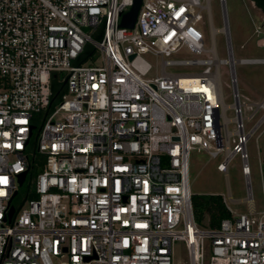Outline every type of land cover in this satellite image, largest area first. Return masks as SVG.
Masks as SVG:
<instances>
[{
    "label": "built area",
    "instance_id": "2783aa9c",
    "mask_svg": "<svg viewBox=\"0 0 264 264\" xmlns=\"http://www.w3.org/2000/svg\"><path fill=\"white\" fill-rule=\"evenodd\" d=\"M219 1L225 58L209 0H142L132 27L120 25L132 0H0V264H176L177 243L180 264H264V186L258 209L246 149L264 122V96L248 102V117L262 114L246 131L234 67L264 55L234 57ZM248 4L256 7L245 1L251 39L264 48V13L254 19ZM204 9L207 48L196 25ZM183 47L197 56H172ZM147 52L158 58L154 71ZM225 63L231 103L222 95ZM52 76L63 82L53 103ZM192 149L223 151L224 173L240 155L248 195L229 201L245 200L247 211L223 198L230 214L219 226L196 222ZM33 155L44 158L29 180L35 195L8 220L17 173Z\"/></svg>",
    "mask_w": 264,
    "mask_h": 264
},
{
    "label": "rangeland",
    "instance_id": "374dc122",
    "mask_svg": "<svg viewBox=\"0 0 264 264\" xmlns=\"http://www.w3.org/2000/svg\"><path fill=\"white\" fill-rule=\"evenodd\" d=\"M204 1V0H203ZM246 0H226V10L229 23V30L232 42V51L235 58L264 55V48L256 46L251 39V20ZM247 3V2H246ZM212 25L218 30L214 32V40L217 54L220 58L228 56L225 34L220 28L224 24V19L219 0H209ZM249 5V4H248ZM250 11L254 14V19L262 14L257 8ZM202 17L197 22V26L204 35V47L211 45V27L209 25L208 14L204 9L201 11ZM144 56L152 63L153 70L157 65L158 58L150 53ZM174 57H194L186 47L180 49ZM235 73L237 77L240 101L242 102V115L244 117L245 130L248 131L257 121L262 111L259 110L252 117H248L252 112L248 102L258 100L264 96V63H235ZM186 69L188 67H185ZM182 68V69H185ZM174 69L172 67L169 70ZM199 69V68H194ZM222 95L225 103L233 101L229 66L219 65ZM226 115L232 117L233 109L228 107ZM228 128H234L233 121L228 123ZM248 153V165L250 169L249 182L255 204L259 209L262 205V186H264V122L248 138L246 143ZM223 151L216 157L210 156L204 150L192 149L189 154V185L193 193H216L220 194L229 202L232 208L239 211H247L246 201L230 202L229 194L234 198L243 199L248 195L247 178L242 172V160L238 153L234 154L228 161V172L224 173L217 169V163L223 159ZM27 180L18 185L19 193L14 196L13 201H19L23 195V186ZM175 263L180 264L186 258L182 245L177 243L175 251Z\"/></svg>",
    "mask_w": 264,
    "mask_h": 264
},
{
    "label": "trees",
    "instance_id": "16d2710c",
    "mask_svg": "<svg viewBox=\"0 0 264 264\" xmlns=\"http://www.w3.org/2000/svg\"><path fill=\"white\" fill-rule=\"evenodd\" d=\"M254 2L255 7L260 10L262 13H264V0H251ZM89 54V51L86 50L80 60L84 59ZM51 88H52V94H51V103L58 100V98L61 95V92L63 91V82H59L56 77L52 76L51 79ZM35 129L32 131V141L34 143L36 131L39 128V125L41 121L36 120ZM33 145V144H32ZM35 151V148L33 149ZM44 162V158L42 157L39 159V157L31 156V160L29 162V168L26 173V184L23 186V195L19 201H13L14 197L12 199V202L16 208V210L19 208L20 204L25 201V199L32 197L35 195L34 191L30 189L29 186V180L31 177H33L41 168ZM19 193V189L17 194ZM16 194V195H17ZM192 199V206H193V214L196 222L202 226L206 227H217L219 226L220 220L223 217L229 216V210L227 209L223 197L220 194L216 193H193L191 196Z\"/></svg>",
    "mask_w": 264,
    "mask_h": 264
},
{
    "label": "water",
    "instance_id": "95a60500",
    "mask_svg": "<svg viewBox=\"0 0 264 264\" xmlns=\"http://www.w3.org/2000/svg\"><path fill=\"white\" fill-rule=\"evenodd\" d=\"M141 1L142 0H132L131 6L126 11H124L121 15L120 25L128 26V27H132L134 25V22L136 20V16H137ZM26 173H27L26 169L17 173L19 185H22V183L25 179ZM17 192H18V189H15L13 192V196L16 195ZM14 209H15L14 205L10 204L8 212H7V219L8 220H11L12 215L14 213Z\"/></svg>",
    "mask_w": 264,
    "mask_h": 264
}]
</instances>
